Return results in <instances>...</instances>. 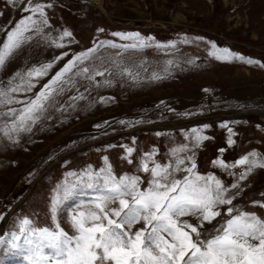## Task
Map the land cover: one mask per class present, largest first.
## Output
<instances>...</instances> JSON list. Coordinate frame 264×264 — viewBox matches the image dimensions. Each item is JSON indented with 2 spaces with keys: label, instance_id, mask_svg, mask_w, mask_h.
<instances>
[{
  "label": "rangeland",
  "instance_id": "1",
  "mask_svg": "<svg viewBox=\"0 0 264 264\" xmlns=\"http://www.w3.org/2000/svg\"><path fill=\"white\" fill-rule=\"evenodd\" d=\"M36 4L45 5L48 23L40 34L27 33L30 39L0 68V90L10 81L19 83L18 74L53 63L46 77L33 80L31 92L12 94L15 101L33 99L69 60L96 48L78 65L89 68L93 79L74 76L75 86L66 84L16 142L0 132V236L10 240L24 218L39 228L58 223L74 235L68 214L87 196L67 201L54 222L50 201L57 187L110 166L117 177L140 176L146 188L150 177L140 163L150 153L153 161L173 168L177 156L194 157L195 171L219 179L234 209L264 220V168L249 171L236 163L252 153L264 162V0H0V46L32 15L25 9ZM65 30L71 38L56 47L53 41ZM120 33H139L150 38L149 46L125 49L121 46L133 41L115 35ZM111 43L118 47L107 46ZM225 48L233 54L227 62L210 55ZM96 70L105 74L94 76ZM23 106L0 104V128L6 122L3 113ZM193 129L208 139L197 146ZM127 148L133 149L130 157ZM220 160L228 167H220ZM185 174L175 173L176 178ZM227 207L204 225L207 232L214 234V226L229 218ZM182 219L197 223L194 217ZM0 264L26 262L22 253L5 246Z\"/></svg>",
  "mask_w": 264,
  "mask_h": 264
},
{
  "label": "snow or ice",
  "instance_id": "2",
  "mask_svg": "<svg viewBox=\"0 0 264 264\" xmlns=\"http://www.w3.org/2000/svg\"><path fill=\"white\" fill-rule=\"evenodd\" d=\"M44 9L43 4L25 9L32 15L22 19L7 34V41L0 46V68L30 39L27 33L40 34L42 26L47 25ZM115 35L122 40L133 41L130 45L121 46L125 49L147 48L150 43V38L146 40L139 33ZM71 36L72 33L65 30L53 43L56 47H64L62 41ZM107 46L118 47L114 43ZM155 47L161 46L157 44ZM212 47L216 48L215 45ZM96 51L93 48L69 60L33 99L27 101H15L12 94L31 92L35 87L33 80L46 77L54 64L46 63L18 74L19 83L13 85L10 81L7 90H0V104L23 103L24 106L2 114L6 122L0 132L16 142L15 137L22 132H30L48 107L55 103V98L65 92L66 84L75 86L74 76L92 80L90 69L84 67L80 70L78 65ZM210 55L224 62L233 58L226 48L217 49ZM58 59H63V56ZM124 71L132 75L127 69ZM104 74L99 70L94 72V76ZM153 78L159 77L154 75ZM83 98L81 95L72 99ZM193 133L197 146L208 139L196 129ZM228 143L231 145L233 141L229 139ZM132 151L131 148L126 149L129 157ZM256 156L252 153L251 159L245 156L236 163L248 166L249 171L256 167L264 168V162L258 161ZM149 161L153 164L151 168ZM105 163L107 165L106 157ZM128 163L132 160L128 159ZM216 163L220 167H228L222 160ZM195 169L194 157L186 161L177 156L173 168L153 161L150 153L140 163V170L150 177L146 188L141 187L144 181L140 176L117 177L110 166L99 171H86L74 181L58 186L50 201V212L55 222L58 211L67 201L87 196L86 202L81 200L68 214L74 235L68 234L58 223L54 228H39L24 218L18 232L9 234L10 240L0 236V247L6 246L22 253L26 264H264V220L234 209L233 197L221 181L214 176H202ZM180 171L186 174L183 178H176L175 173ZM247 175V172L242 173L240 178ZM232 188L238 189L239 185L233 184ZM221 206H229L226 212L229 218L214 226V234L209 233L204 225L211 224L222 215ZM184 217H194L197 223L182 219ZM136 225L142 227L133 231Z\"/></svg>",
  "mask_w": 264,
  "mask_h": 264
}]
</instances>
